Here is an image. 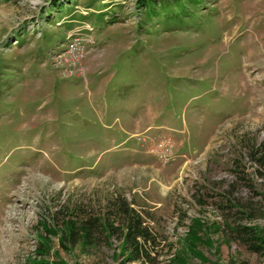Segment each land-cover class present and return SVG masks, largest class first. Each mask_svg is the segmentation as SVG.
<instances>
[{
	"label": "rangeland",
	"instance_id": "374dc122",
	"mask_svg": "<svg viewBox=\"0 0 264 264\" xmlns=\"http://www.w3.org/2000/svg\"><path fill=\"white\" fill-rule=\"evenodd\" d=\"M72 1L0 3V264H118L62 225L123 200L155 238L126 264H264L230 230L264 231V0Z\"/></svg>",
	"mask_w": 264,
	"mask_h": 264
},
{
	"label": "trees",
	"instance_id": "16d2710c",
	"mask_svg": "<svg viewBox=\"0 0 264 264\" xmlns=\"http://www.w3.org/2000/svg\"><path fill=\"white\" fill-rule=\"evenodd\" d=\"M2 1L18 2L21 0H0V3ZM66 1L70 5L73 4L72 0ZM52 2L57 4L59 0H52ZM138 3L150 16L160 17V19H175L179 14H186L181 8L184 6L182 0L176 1V6L179 9L176 12L174 11L175 13L170 8V3H161L157 0H138ZM255 150L261 152V157L257 161H259L260 166H264V141ZM114 217L116 218L113 222L101 218H89L80 222L75 220L65 221L62 225V234H64L62 239L84 240L88 243L99 231L107 237L117 234L121 238V255L123 256V259L118 264L144 261L149 258L150 250L152 249L151 244H155V238L151 230L144 224L141 215L123 200L118 202ZM230 230L248 252L264 255V231L262 229L260 230L255 226L234 225ZM16 264L45 263L34 259ZM227 264H249V262L231 259Z\"/></svg>",
	"mask_w": 264,
	"mask_h": 264
}]
</instances>
